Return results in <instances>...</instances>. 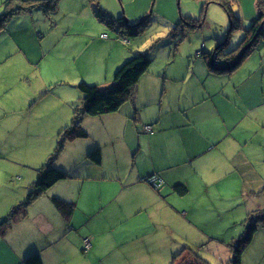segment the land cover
<instances>
[{
  "label": "crops",
  "instance_id": "1",
  "mask_svg": "<svg viewBox=\"0 0 264 264\" xmlns=\"http://www.w3.org/2000/svg\"><path fill=\"white\" fill-rule=\"evenodd\" d=\"M62 1L67 0H58L52 13L40 7L20 13L15 25L0 30V45L17 43L21 67L42 71L32 42L46 43L41 61L54 65L49 77L0 109V136L5 134L10 145L0 143V153L17 156L18 166L8 171L19 172L18 180L24 177L26 182V190L8 196L11 204L26 197L38 179L58 132L70 123L73 107L79 104L77 85L85 82L74 67L80 52L74 40L79 34L72 28L86 27V21L58 20ZM104 40L100 41L109 43ZM195 53L167 66L164 78L144 73L133 98L117 111L82 116L87 137L67 141L54 163L68 177L29 205L33 209L46 194L48 214L40 210L34 217L40 219L41 232L27 234L23 243L17 235L26 226H20L15 237L7 230L0 237V264H18L31 252L40 254L42 264H86L87 259L90 264H125L139 258L155 262L168 258L171 248L180 252L210 236L208 244L218 241L229 261V244L242 234L243 221L264 209V56L251 52L234 71L217 73L199 58L201 52ZM129 55L126 48L117 51L106 66L105 81L94 84L112 82V74ZM58 56H63L64 67ZM9 58L7 51L0 52V63ZM92 60L96 62L88 58L86 66ZM160 60L169 65L172 59ZM145 125L150 131L143 129ZM95 148L101 152L99 164L88 158ZM151 175L163 180L158 189L145 181ZM177 184L187 187L184 195L174 191ZM53 197L73 203L69 219L56 210ZM24 225L32 227L29 222ZM85 237L91 238L87 252ZM241 264H264V224L246 246Z\"/></svg>",
  "mask_w": 264,
  "mask_h": 264
},
{
  "label": "rangeland",
  "instance_id": "2",
  "mask_svg": "<svg viewBox=\"0 0 264 264\" xmlns=\"http://www.w3.org/2000/svg\"><path fill=\"white\" fill-rule=\"evenodd\" d=\"M5 1L6 0H0V13L5 9L3 5ZM256 1L257 0H234L232 9L234 15L240 19V28L234 29L230 33H228V31L231 22L226 11L220 5L213 2L207 3L203 9L204 3L202 0H97L99 5L97 12L93 7V0H73L72 3L67 0L62 1L60 8H57L56 15L58 16V20L64 19L71 22L75 20L86 21V27H80L78 29L72 28V31L79 34L74 40L76 42V51L80 52V58H78L76 66L74 67L84 81L92 85L96 82L98 83V81L101 83L105 81L107 64L111 63L112 57H114L117 51L125 50V48L130 54L128 58L136 51L147 53L151 59L148 71L154 74L158 73L164 78L167 66L169 67L173 63H175V66L178 65L179 58L184 59L189 54H194L196 51V56H200V52L211 53L214 47L218 43H222L228 35V44L225 50L236 47L244 36L243 27H249L257 16L255 8ZM20 3V0H14L15 5H19ZM145 3L148 4L147 8H141ZM97 15L101 17H123L124 21H128L129 24H136L140 20L143 21L137 29L138 33L130 35L128 34L129 32H126V34L117 32L115 28L101 21ZM15 16L16 15L11 16L0 30L5 31L8 25L9 27L15 25L17 23L16 20H18L15 19L17 18ZM183 18H187L189 21H199L200 24L198 27L192 28L186 25ZM101 33L106 34V37H103ZM1 38L2 37H0V40ZM103 39L109 43L103 44L102 41H100ZM11 42L12 44L10 46L6 43L0 45V49L2 50L0 52L7 51L10 55L8 60L0 63V109L12 100H19V98L21 99L24 97L29 86L49 77L48 71H51V68L54 67L51 61H41L45 53V51L42 50V47H46L45 42H32L33 46H31L34 58L40 63L39 67L42 69L41 72L35 71L38 69L35 67L30 68L25 65L21 67V56L18 55L15 50L17 49L15 48L17 43L14 40H11ZM258 51H261L262 54ZM252 53H254L253 56H255V54L257 56H259L258 54L264 56V36L259 38ZM110 55L112 56L110 57ZM166 57L172 59L169 65L168 62L166 63L160 60ZM88 58H95L96 62L99 63L97 71H94L92 68L93 64L96 63L94 60H92L89 66H86L85 62ZM199 58L201 59L204 57L201 55ZM126 59L127 56L125 57V60ZM58 61L62 67L65 66L63 56H58ZM81 73L84 74L85 77L82 76ZM113 76L112 74V78ZM58 79L59 78H56L55 81ZM110 82L111 81H107L105 85L99 84V87L103 89L110 86ZM39 87H43V85ZM44 91L45 90L42 91V95H46ZM47 97L51 98L52 95H48ZM25 98H27V96ZM8 140L9 138H6L5 134L0 136V143L10 146ZM64 147L65 144L61 151H63ZM16 157L17 156L10 154L8 151L0 153V194L6 196L5 198L0 197V220L7 216L14 204L16 205V203L19 204L23 202L27 197V195H25L26 197L22 196V200L14 204L9 202V195L13 193L18 194L26 190L24 177L18 180L20 178L19 172L8 171L9 169L13 170L14 166H18V162L15 160ZM28 157L29 156H21L22 159L29 162L30 158ZM45 198L46 194H43L36 203H34L35 207H33V209H30V206H28L27 212L23 217H18L15 221L10 223L8 228V230H10V236L15 237L16 234L20 232V226H26L28 229H23L17 235V239L24 243L27 234L31 233L34 235L41 232V229H38L40 219L36 220L34 217L40 210H43L45 215L46 213L48 214L44 201ZM22 218H24V220H22ZM18 222L21 223L19 224ZM27 222H29L32 227L24 225ZM224 223L225 222H221V226H224ZM63 231H65V227ZM57 233L60 234L59 237L61 238L64 235L59 229ZM211 237L212 236H210V238ZM88 238L91 247V238ZM204 239L195 247H192L190 243L189 248L203 259H206L209 264H227L225 257L228 251H224V254H222V251L217 245L218 241L211 239L212 243H209L216 246L210 248L208 247L210 245L208 244L209 239ZM0 240L3 242L2 238H0ZM175 250H177V248H171L168 258H156L155 262L152 260L144 261L139 258L125 264H169L172 261L173 255L178 251ZM104 252L106 253L107 251L104 250ZM106 254L109 256L110 252ZM82 259L84 258H80V260ZM180 259L181 257L178 258V260ZM105 260L106 259H104V261ZM85 261H87L86 264H90V262H88L90 259ZM81 263L83 264V262Z\"/></svg>",
  "mask_w": 264,
  "mask_h": 264
},
{
  "label": "trees",
  "instance_id": "3",
  "mask_svg": "<svg viewBox=\"0 0 264 264\" xmlns=\"http://www.w3.org/2000/svg\"><path fill=\"white\" fill-rule=\"evenodd\" d=\"M19 5L14 4V0L3 2L4 11L0 13V29L3 24L13 15L26 13L35 7H40L45 13H52L56 10L58 0H20ZM203 9L209 2L217 3L227 13L231 25L228 33L234 29L240 28V19L233 13L232 6L234 0H202ZM15 6H14V5ZM93 7L97 10L99 5L97 0H93ZM257 16L249 25L243 27L244 36L238 45L234 48L225 50L228 44L229 35L222 43H218L211 53H202L210 70L217 73H228L234 71L240 63L255 49L259 38L264 36V0H257L255 3ZM99 19L107 25L113 27L118 32L130 35L137 34V29L143 20L136 24H129L123 17L115 18L108 16H99ZM186 25L198 27L199 21L187 20L183 18ZM212 56V62L210 58ZM151 59L147 53L134 52L116 69L110 86L100 88L96 84L89 85L86 82H80L77 88L81 94L79 104L73 107V115L70 123L58 132L57 143L53 152L48 156L46 162L39 169L38 179L31 185L29 193L23 202L11 207L6 217L0 220V237L7 232L9 225L18 217H23L30 203L40 194L44 193L54 183L65 179L68 175L54 167L64 144L67 141L87 137V132L81 126L82 116H99L117 111L124 103L131 100L136 92L137 82L140 77L146 73L150 67ZM88 158L95 164L101 161L100 149L95 148L88 154ZM147 178H145L146 181ZM174 191L179 195H184L187 191L185 184H177ZM52 204L56 210L65 219H69L73 212V203L67 202L61 198L53 197ZM264 224V209L254 211L243 221V232L236 237L230 244L229 249L231 257L227 264H241V258L246 246L251 241L257 229ZM185 252V253H184ZM181 257L180 260L178 258ZM18 264H42L41 256L38 252H31L24 256ZM169 264H209L189 247L183 248L180 252L173 255Z\"/></svg>",
  "mask_w": 264,
  "mask_h": 264
},
{
  "label": "built area",
  "instance_id": "4",
  "mask_svg": "<svg viewBox=\"0 0 264 264\" xmlns=\"http://www.w3.org/2000/svg\"><path fill=\"white\" fill-rule=\"evenodd\" d=\"M103 37H106V34H103ZM143 129L146 132H148V131H150L151 128H150V126L145 125L143 127ZM146 182H148L154 189H158L159 187H161L163 185V180L157 175L148 176L146 179ZM83 246H84V250H87L90 248V240L88 237H85L83 239Z\"/></svg>",
  "mask_w": 264,
  "mask_h": 264
},
{
  "label": "water",
  "instance_id": "5",
  "mask_svg": "<svg viewBox=\"0 0 264 264\" xmlns=\"http://www.w3.org/2000/svg\"><path fill=\"white\" fill-rule=\"evenodd\" d=\"M212 59H213V58H212V56H211V58H210V62H212Z\"/></svg>",
  "mask_w": 264,
  "mask_h": 264
}]
</instances>
